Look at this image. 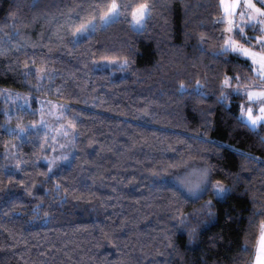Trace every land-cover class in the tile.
Wrapping results in <instances>:
<instances>
[{
    "label": "clouds",
    "instance_id": "9594fccd",
    "mask_svg": "<svg viewBox=\"0 0 264 264\" xmlns=\"http://www.w3.org/2000/svg\"><path fill=\"white\" fill-rule=\"evenodd\" d=\"M0 264H264V0H0Z\"/></svg>",
    "mask_w": 264,
    "mask_h": 264
}]
</instances>
